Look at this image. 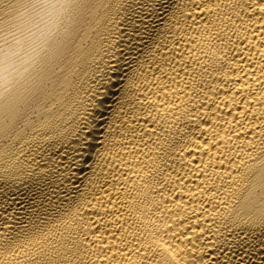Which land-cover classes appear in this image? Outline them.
I'll use <instances>...</instances> for the list:
<instances>
[{"label":"bare ground","instance_id":"1","mask_svg":"<svg viewBox=\"0 0 264 264\" xmlns=\"http://www.w3.org/2000/svg\"><path fill=\"white\" fill-rule=\"evenodd\" d=\"M0 264H264V0H0Z\"/></svg>","mask_w":264,"mask_h":264}]
</instances>
